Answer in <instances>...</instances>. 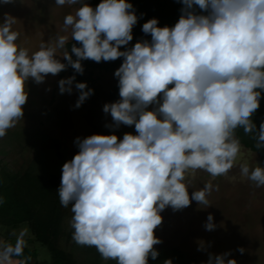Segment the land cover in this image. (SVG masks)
Wrapping results in <instances>:
<instances>
[{
  "label": "clouds",
  "instance_id": "1",
  "mask_svg": "<svg viewBox=\"0 0 264 264\" xmlns=\"http://www.w3.org/2000/svg\"><path fill=\"white\" fill-rule=\"evenodd\" d=\"M180 2L184 7L173 27H159L156 18L150 19L142 32L151 40L124 51L121 46L133 40L138 22L128 0H101L95 8L84 0H55L57 6L80 5L64 17V31L71 29V40L80 45L73 43L71 54L65 47L69 36L58 35L54 45L42 42L30 55L17 44V19L5 13L0 23V138L24 116L29 78L40 84L68 67L83 74V60L123 57L114 73L120 99L103 106L113 121L105 127L134 125L137 134L77 137L79 151L63 164L57 191L60 204L71 205L74 214L72 239L117 264H148L149 257H158L154 246L162 241L155 230L166 208L182 210L192 201L211 206V180L189 194L198 171L215 179L238 167L256 188L264 187V167L237 163L242 145L236 136L237 128H243L257 149L264 148V121L257 131L251 119L264 91V0ZM195 6L206 14H198ZM57 49L64 50L60 57L66 63L58 59ZM75 79L59 80L60 94H71ZM75 89L79 108L94 90L85 82H75ZM213 221L209 213L207 231L215 230ZM28 231H13L14 243L0 241V264H17ZM198 250H204L203 244ZM230 255L209 253L206 264H237Z\"/></svg>",
  "mask_w": 264,
  "mask_h": 264
},
{
  "label": "rangeland",
  "instance_id": "2",
  "mask_svg": "<svg viewBox=\"0 0 264 264\" xmlns=\"http://www.w3.org/2000/svg\"><path fill=\"white\" fill-rule=\"evenodd\" d=\"M84 2L88 4L89 0ZM79 6H57L55 0H14L10 4L0 3V23L3 22L5 13L17 19L13 25V30L19 33L17 44L28 49L31 55L39 50L42 42L54 45L58 35L71 36V29L64 31V17L74 14ZM63 51L57 49L56 55L60 60ZM119 67L108 72L93 70L94 92L79 108L75 107L79 96L75 83L71 94L59 92L58 82L68 78L67 76L49 74L40 84L29 78L24 116L0 138V164L13 170L30 164L36 173L61 177L63 164L79 151L75 144L77 137L115 134L122 139L125 133L137 134L134 125L105 127L113 121L110 114L103 112V106L120 99L119 94L107 99L109 88L113 85L118 87V78L114 73ZM152 107L154 106L150 105L149 110ZM251 119L259 125L264 121V91H261L260 107ZM256 129L259 130V126ZM241 161H246L250 167H264L259 154L244 145L237 163ZM209 180L213 184V191L207 197L211 206L205 208L192 201L190 206L182 210L166 208L161 212L162 224L155 230V235L162 243L154 247L162 251L176 248L185 256L194 257L196 264H206L209 253L219 255L224 252H231L229 258L235 259L237 264H264V187L256 188L251 181L240 175L238 167H233L226 176L215 179L204 171H198L189 188L190 196L194 190L203 188ZM209 213L213 215V222L216 224L214 231L205 229ZM73 215L69 205L65 208V230L70 227L69 221ZM24 227L29 230L25 237L26 246L35 249L36 263L51 264L47 247L32 238L26 222L13 228L0 225V235L14 243L15 237L11 233H18ZM69 243L64 239L58 240V244L66 249H69ZM201 244L204 250H198ZM241 247L245 249L243 254L238 251ZM74 251L77 264H84V255L78 253L77 249ZM106 262L102 258L100 264Z\"/></svg>",
  "mask_w": 264,
  "mask_h": 264
},
{
  "label": "trees",
  "instance_id": "3",
  "mask_svg": "<svg viewBox=\"0 0 264 264\" xmlns=\"http://www.w3.org/2000/svg\"><path fill=\"white\" fill-rule=\"evenodd\" d=\"M100 2L101 0H89L88 4L95 8ZM128 2L133 5L138 22L133 27V40L129 42V45L121 46V51L134 46L140 40H151L150 34L146 35L142 32L143 24L150 19L156 18L159 27H173L178 22L182 14L181 9L184 7L180 0H128ZM195 8L198 14H206L198 6ZM73 43L80 46L78 42L71 40L70 36L65 46L70 54ZM72 56L76 59L74 54ZM61 62L66 63L63 58ZM81 63L84 68L83 74L75 73L74 69L68 67L57 75L58 77L75 75V82H85L88 88L94 90L93 70L111 71L121 66L123 57L115 61L97 63L92 60H83ZM118 94L119 88L113 85L107 92V99L115 98ZM252 122L256 128L259 126L258 122ZM236 136L242 145L257 152L264 161V148L255 147L256 141L251 134H245L243 128H237ZM60 181L61 177L58 175L36 173L30 164L17 170L0 164V200L3 201L0 203V225L13 228L26 222L32 238L47 247L51 264H77L75 249L84 255V264H100L102 257L95 247L78 245L72 239V228L64 229L65 207L60 204L57 192ZM59 239L70 241L69 249L61 247L58 244ZM156 250L159 253L158 257L155 260L149 257L148 264H163L168 259H171L173 264H196L194 257H187L176 248H170L167 251ZM35 256V249L26 246L23 256L16 259L18 262L26 260V264H37L34 260ZM28 257L30 259H27ZM106 264H117V262L109 259Z\"/></svg>",
  "mask_w": 264,
  "mask_h": 264
},
{
  "label": "crops",
  "instance_id": "4",
  "mask_svg": "<svg viewBox=\"0 0 264 264\" xmlns=\"http://www.w3.org/2000/svg\"><path fill=\"white\" fill-rule=\"evenodd\" d=\"M0 241H8V240H7V237L6 236L0 235Z\"/></svg>",
  "mask_w": 264,
  "mask_h": 264
},
{
  "label": "flooded vegetation",
  "instance_id": "5",
  "mask_svg": "<svg viewBox=\"0 0 264 264\" xmlns=\"http://www.w3.org/2000/svg\"><path fill=\"white\" fill-rule=\"evenodd\" d=\"M252 151H253V150H252ZM259 157H260V156H259ZM260 160L263 161L261 158H260ZM263 163H264V161H263Z\"/></svg>",
  "mask_w": 264,
  "mask_h": 264
}]
</instances>
